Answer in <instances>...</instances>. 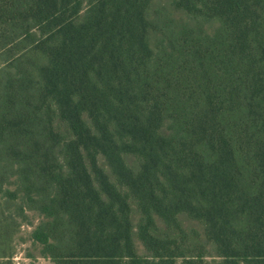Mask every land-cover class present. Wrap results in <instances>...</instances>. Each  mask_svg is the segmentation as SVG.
<instances>
[{
    "label": "trees",
    "instance_id": "16d2710c",
    "mask_svg": "<svg viewBox=\"0 0 264 264\" xmlns=\"http://www.w3.org/2000/svg\"><path fill=\"white\" fill-rule=\"evenodd\" d=\"M264 264V0H0V262Z\"/></svg>",
    "mask_w": 264,
    "mask_h": 264
},
{
    "label": "rangeland",
    "instance_id": "374dc122",
    "mask_svg": "<svg viewBox=\"0 0 264 264\" xmlns=\"http://www.w3.org/2000/svg\"><path fill=\"white\" fill-rule=\"evenodd\" d=\"M38 223L37 218L28 214L27 221L23 222L13 240V258L10 264H54L40 255V247L32 245L30 234ZM0 264H5L0 262ZM180 264V263H179Z\"/></svg>",
    "mask_w": 264,
    "mask_h": 264
}]
</instances>
